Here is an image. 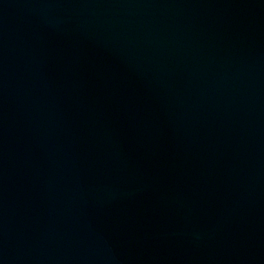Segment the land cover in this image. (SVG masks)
<instances>
[{
  "label": "water",
  "instance_id": "water-1",
  "mask_svg": "<svg viewBox=\"0 0 264 264\" xmlns=\"http://www.w3.org/2000/svg\"><path fill=\"white\" fill-rule=\"evenodd\" d=\"M0 264H264V0H0Z\"/></svg>",
  "mask_w": 264,
  "mask_h": 264
}]
</instances>
